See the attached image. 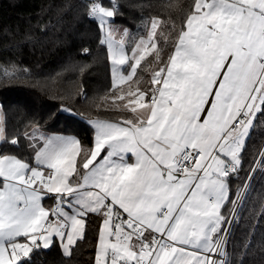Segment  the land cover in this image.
<instances>
[{
	"label": "snow or ice",
	"instance_id": "obj_1",
	"mask_svg": "<svg viewBox=\"0 0 264 264\" xmlns=\"http://www.w3.org/2000/svg\"><path fill=\"white\" fill-rule=\"evenodd\" d=\"M86 9L121 93H112L115 108L130 116L90 121L88 147L32 121L25 124L31 131L9 141L0 108V141L19 147L23 140L30 150L28 157L0 152V264H31V254L56 239L71 256L92 214L100 217L94 264H232L224 228L231 221L222 210L241 205L264 169L262 150L232 198L229 179L241 171L247 138L264 115V0H194L166 61L158 18L133 38L114 24L119 0H88ZM146 55L158 65L149 86L124 92ZM0 72L18 79L27 69L9 61ZM45 199L54 205L46 208Z\"/></svg>",
	"mask_w": 264,
	"mask_h": 264
},
{
	"label": "trees",
	"instance_id": "obj_2",
	"mask_svg": "<svg viewBox=\"0 0 264 264\" xmlns=\"http://www.w3.org/2000/svg\"><path fill=\"white\" fill-rule=\"evenodd\" d=\"M87 3L88 0H0V65L11 61L17 70L27 69L18 79L6 78L0 72V103L9 141L15 132L29 131L25 124L32 121L48 133L75 134L83 145L91 147L94 130L89 119L120 120L130 116L129 111L115 108L112 93H121L113 88L112 65L106 45L100 43L101 32L96 22L85 15ZM119 3L120 15L114 24L128 29L133 38L147 35L151 18L160 20L157 44L166 61L173 51L172 33L183 25L194 0ZM84 48L89 49L87 55L82 52ZM157 68L154 56L147 55L132 81L121 88L124 92L129 87L133 91L138 86L147 88ZM81 90L87 98L78 95ZM62 107L73 111H63ZM263 145L264 115H258L243 150L242 169L229 179L233 199ZM0 152L23 153L25 157L30 154L23 140L19 147L2 141ZM44 201L51 207L52 199ZM231 207V203L224 207V215L228 216ZM236 215L227 240L228 259L232 264H239L241 258L243 264H264V169L255 172ZM99 225L100 217L89 215L85 238L71 256L63 254L56 239L48 249L41 246L35 250L31 264H94ZM248 241L251 243L245 252Z\"/></svg>",
	"mask_w": 264,
	"mask_h": 264
},
{
	"label": "built area",
	"instance_id": "obj_3",
	"mask_svg": "<svg viewBox=\"0 0 264 264\" xmlns=\"http://www.w3.org/2000/svg\"><path fill=\"white\" fill-rule=\"evenodd\" d=\"M0 108H2V103H0ZM1 143H2V141H0V145H1ZM251 169H252V167H251ZM250 169V170H251ZM248 178V175H247V177H246V179ZM245 179V180H246ZM245 182V181H244ZM54 203H55V201L54 200H52V204H51V207L54 205ZM238 206L239 205H237V207H236V209L233 211V208H234V206H232V208H231V211H230V213L228 214L229 216H228V219L231 221V223H230V225L229 224H225L224 225V228H226V229H229V231L227 232V235H226V246H225V250H226V252H227V240H228V237H229V234H230V228H231V225H232V223H233V221H234V219H233V217H236L237 215H236V213H237V210H238ZM50 207V208H51ZM221 235H224L223 233L221 234Z\"/></svg>",
	"mask_w": 264,
	"mask_h": 264
},
{
	"label": "crops",
	"instance_id": "obj_4",
	"mask_svg": "<svg viewBox=\"0 0 264 264\" xmlns=\"http://www.w3.org/2000/svg\"><path fill=\"white\" fill-rule=\"evenodd\" d=\"M147 56V55H146ZM135 91V90H134ZM127 102V101H126ZM95 120H107V119H102V118H97V117H95V118H93V119H89V122L90 121H95ZM111 120V119H110ZM112 121H116V120H112ZM90 125L92 126V128H93V130H94V127H93V125L90 123ZM29 131H31V130H29ZM40 132H43V133H46V134H49V135H65V136H74V137H76V138H78L75 134H71V133H59V132H51V133H48V132H45V131H42L41 129H40ZM40 132H37L36 133V135L38 136L39 134H40ZM79 139V138H78ZM43 203H44V206L46 207V208H50V206H48L46 203H45V201H43ZM233 206V205H232ZM232 208V207H231ZM230 211H231V209H230ZM230 211H229V213H230ZM228 213V214H229ZM227 214V215H228ZM223 215H224V213H223ZM226 216V215H225ZM229 216V215H228ZM227 216V217H228Z\"/></svg>",
	"mask_w": 264,
	"mask_h": 264
},
{
	"label": "rangeland",
	"instance_id": "obj_5",
	"mask_svg": "<svg viewBox=\"0 0 264 264\" xmlns=\"http://www.w3.org/2000/svg\"><path fill=\"white\" fill-rule=\"evenodd\" d=\"M119 29H121V28H119ZM123 29H125V28L122 27L121 30H123ZM116 39H120V35H119V33L116 35ZM30 130H31V129H30ZM262 150H264V145H263L261 151H262ZM261 151H260V152H261ZM260 152H259V153H260ZM252 167H253V165H252ZM250 171H251V170H250ZM248 174H249V173H248ZM252 177H253V176H252ZM251 179H252V178H251ZM244 181H245V180H244ZM243 183H244V182H243ZM243 183H242V184H243ZM240 206H241V205L238 206V209L240 208ZM236 207H237V206H235V208H233V211L236 209ZM237 211H238V210H237ZM236 214H237V213H236Z\"/></svg>",
	"mask_w": 264,
	"mask_h": 264
}]
</instances>
